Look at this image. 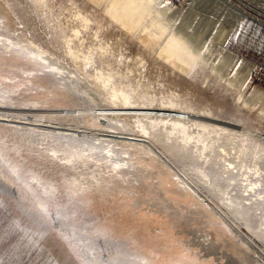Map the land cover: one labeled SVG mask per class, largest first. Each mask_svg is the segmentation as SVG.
<instances>
[{
  "label": "rangeland",
  "instance_id": "rangeland-1",
  "mask_svg": "<svg viewBox=\"0 0 264 264\" xmlns=\"http://www.w3.org/2000/svg\"><path fill=\"white\" fill-rule=\"evenodd\" d=\"M9 1L0 4L15 21L10 38L27 37L81 80L68 83L16 48L0 51V72L12 77L0 75V93L18 88L0 97V106L14 109L0 111V264H264V88L251 80L252 70L264 67V1L228 0V8L224 0L180 6L152 0L149 40L132 36L100 0H43L39 8L35 0ZM235 5L248 15L238 16ZM174 32L190 55L182 46L159 53ZM76 45L88 56L84 74L62 52ZM99 66L116 73L127 93L143 89L142 99L135 96L142 106L164 107L172 99L171 108L216 117L244 137H201L191 121L203 119L189 117L187 141L178 130L148 127L151 135L143 137L151 153L138 140L136 117L96 116L119 108L108 98L110 84L92 81ZM72 146L84 147L81 155L71 158ZM187 178L205 192L184 187L180 180Z\"/></svg>",
  "mask_w": 264,
  "mask_h": 264
},
{
  "label": "bare ground",
  "instance_id": "bare-ground-1",
  "mask_svg": "<svg viewBox=\"0 0 264 264\" xmlns=\"http://www.w3.org/2000/svg\"><path fill=\"white\" fill-rule=\"evenodd\" d=\"M11 1V0H10ZM9 1V2H10ZM13 1V0H12ZM20 1V0H19ZM100 1H103L104 2V8H105V10L106 11H108L110 14H111V16L113 17V18H115L116 19V21H118V23L122 26V27H124V28H126L125 30L126 31H129L130 33H131V35L132 36H136L137 38H139L140 40H149V35H150V33H149V27L152 25V23H155V20H154V16H152V14H151V12L152 11H154V10H152L151 11V8H152V6H151V8H150V5H151V1L152 0H100ZM225 1H227V0H225ZM264 1V0H263ZM4 2V1H3ZM14 2V1H13ZM21 2V1H20ZM24 2V1H23ZM37 5H38V8H39V6L41 5L42 6V4H43V0H35L34 1ZM48 2V1H47ZM17 3V2H16ZM25 3V2H24ZM11 4V3H10ZM51 4V3H50ZM150 4V5H149ZM13 5V4H12ZM248 5V4H247ZM18 6V5H17ZM36 6V5H35ZM250 6V5H249ZM16 7V6H15ZM32 7V6H31ZM34 7V6H33ZM251 7V6H250ZM13 8H14V6H13ZM233 8H234V10L237 12V15L238 16H241V15H248V13H246L245 11H243L240 7H238V6H233ZM253 9H254V7H252ZM34 9V8H33ZM41 9V8H40ZM158 12H162L163 11V9H160V10H157ZM26 12V11H25ZM0 17L2 18H0V51L2 50V48H5V49H12V48H16L17 50H19L20 51V53H21V55H22V57H28L30 60H37V62H38V64H39V66L40 67H38V68H42L43 66L44 67H47L49 70H51L52 72H54V74L56 73V74H58L60 77H62V78H65V76H67L68 77V83H71V82H73V81H78V80H81V77H80V75H79V73H77V71H74V70H72V69H70L66 64H64V62H62V61H60V60H58L57 58H55L54 56H51V55H49L48 53H46L44 50H42V49H40L35 43H33L32 41H30L27 37H21L20 39H17V40H15V41H13L14 39H12V38H10V36L11 35H9V33H8V30H10V31H12L15 27H14V19L13 18H11L10 16H9V14L5 11V8L3 7V5H1L0 4ZM168 19V18H167ZM162 29H164V27L163 26H160ZM5 30H7V31H5ZM77 30V29H76ZM178 32L180 31V30H177ZM77 32H78V30H77ZM180 33V32H179ZM75 34H77L76 32H75ZM73 36H74V34H72ZM173 35H176L175 37L173 36ZM177 36H179V34L177 35L175 32L173 33V34H170L168 37H167V39H166V44H165V46H163V47H161L160 48V50H159V53H163V51L164 52H167L168 51V49L170 48L171 49V47L172 46H174V48L177 46V48L179 47L180 48V46H182V42H181V40H183V38L182 37H180V39L177 37ZM181 36V35H180ZM12 37V36H11ZM135 37V38H136ZM14 38V37H13ZM182 38V39H181ZM55 39V38H54ZM175 39H177V40H175ZM170 40V42L168 43V41ZM186 39L184 38V40L183 41H185ZM22 42H25V43H22ZM67 42V41H66ZM75 42H76V40H75ZM80 42H81V40H80ZM51 43V42H50ZM73 43V42H72ZM82 43V42H81ZM186 43H188V42H186ZM67 44H68V42H67ZM51 45V44H50ZM77 46V45H76ZM106 46V45H105ZM51 47V46H50ZM56 47V46H55ZM98 47V46H97ZM99 48H100V50L101 49H104L105 47H104V45L102 46L101 44L99 45ZM4 49V50H5ZM107 49V48H106ZM54 50V49H53ZM105 50V49H104ZM103 50V51H104ZM108 50V49H107ZM8 51V50H7ZM106 51V50H105ZM182 51H185L188 55H190L191 53H190V51L188 50V49H186L185 48V46H182ZM2 52V51H1ZM62 52L64 53V55H65V59L66 60H68L71 64H74L75 66H77L76 68H78V71L79 72H81V73H83V61H84V59H85V56L86 57H88L87 56V54H86V52H85V54H83V50L80 48V46H77L76 48H74V49H72V47L71 46H67V48L66 49H64V50H62ZM100 52V51H99ZM107 52V51H106ZM54 53H56V55H60L61 53H59L57 50H54ZM101 53H103V52H101ZM112 53V52H111ZM64 55H62V57L64 56ZM102 55V54H101ZM105 55V54H104ZM115 55V54H114ZM80 56H82V57H80ZM113 56V55H112ZM102 57V56H101ZM134 57V59H135V56H133ZM136 57H138V58H140L139 56H137L136 55ZM91 58V57H90ZM100 59V58H99ZM87 60H89V59H87ZM133 59H131L130 60V62L132 61ZM101 61V60H100ZM112 61V60H111ZM135 61H137V60H135ZM134 60L132 61V62H135ZM139 61V60H138ZM137 61V62H138ZM131 62V63H132ZM136 63V62H135ZM127 64V63H126ZM137 64V63H136ZM139 64H140V62H139ZM85 65V64H84ZM135 65V64H134ZM140 65H142V62H141V64ZM72 67V66H71ZM102 67V66H101ZM100 66L98 67V69H96V71L93 73V74H91V78H92V81L93 82H96L97 84H99V86L101 87V88H105L106 86L108 87V85H109V91H107L108 93H107V95H108V98L110 99V100H112L115 104H117L116 106L118 107L119 106V108H118V110H111V111H108V112H105V111H107V110H105L104 112H100V113H96V116L97 117H99V118H101V119H103V122H104V120L105 119H108V118H111L112 117V119H114L113 118V116H115L116 117V115H118V113L120 112L121 114H122V118H125V117H130V116H133V117H136V119H138L137 121H138V124H137V126L139 127V130L141 131L140 133H141V136L142 137H140V138H138V140H141L140 142L141 143H144V144H147V147L149 148L148 150H149V152L151 151V153L153 152H155L154 151V149L152 148V145L151 144H149L148 142H146L145 141V139H144V137H145V135H147L148 134V127H156V126H161L162 128H167V127H169V129H168V131L169 130H178L179 131V133H181V138H182V140L183 141H187V140H190V138H192L193 136V134H191L188 130H190V129H188V121H191L190 120V118L189 117H196V118H202L203 120L202 121H196V120H192L191 121V125L192 126H195L197 129L196 130H198V128H200L199 130H200V133L201 134H198V132H197V134L198 135H200L201 137H206V135H210L211 134V137L213 136V135H215V136H217L218 138H223V139H225L226 141L229 139L230 141L233 139V138H241L240 136H243L244 137V132L242 133V132H240V133H238L237 131V129H236V127H234V125H232L231 123H224V121L222 122L221 120H219V119H216V117L215 118H212V117H209L208 115H201L200 113L199 114H190L189 112H187V111H183V110H178V109H173V108H171L172 106H173V103L171 102V100L172 99H170V105H168V103L166 104V105H168L169 107H167L166 105H165V103H164V105L166 106H164V107H150V106H142L141 105V102H137L136 100H135V96H137V98H139V99H142L143 98V96H144V91H142V90H139V91H137L138 90V88L136 89V90H131L132 91V93L131 94H129V93H127L126 92V90H125V87L127 86L126 84H124V83H119V82H117L114 78H115V74L116 73H114V74H112V73H110V71L109 72H104V71H106V70H104L103 68H101ZM20 68H23V67H20ZM133 68V67H132ZM136 68V67H135ZM135 68H133V70L135 69ZM137 68H139V66H137ZM109 69V68H108ZM3 70H5V71H11L10 69H8V68H5V67H3ZM104 70V71H103ZM124 70H125V68H124ZM131 70V66H129L128 67V69H127V72H131L130 71ZM21 71V70H20ZM22 71H23V73L24 72H26L24 69H22ZM116 71V70H115ZM14 72V71H13ZM113 72V71H112ZM120 72V71H119ZM125 72V71H124ZM141 72V71H140ZM118 73V72H117ZM4 75L6 78H7V80L9 79V80H11V76L9 75V74H7V72H0V75ZM84 74V73H83ZM129 74L128 73H124V76L125 77H127ZM131 75V74H130ZM14 76V75H13ZM20 76V75H19ZM89 76V75H88ZM21 77V76H20ZM5 78V79H6ZM118 78V77H117ZM130 78V77H129ZM145 79V78H144ZM150 79V78H149ZM13 80H14V78H13ZM135 80V79H134ZM141 80V79H140ZM127 81V80H126ZM143 81V80H142ZM150 81V80H149ZM148 81V82H149ZM4 82V81H3ZM3 82H1L0 81V84L1 85H3L4 83ZM123 82V81H122ZM125 82V81H124ZM138 82V81H137ZM147 82V81H146ZM145 82V83H146ZM153 82V81H152ZM13 83V82H12ZM140 83V82H139ZM143 83V82H142ZM141 83V84H142ZM75 84V83H74ZM141 84H139V85H141ZM144 84V83H143ZM148 84V83H147ZM0 85V86H1ZM67 85V84H66ZM65 85V86H66ZM71 85V84H70ZM150 85V84H149ZM135 86H137V85H135ZM147 86L148 85H146L145 87L147 88ZM67 87V86H66ZM69 87V86H68ZM72 87V86H71ZM71 87H69V88H71ZM148 87H151V86H148ZM28 88V87H27ZM73 88V87H72ZM85 88V87H84ZM128 88H130L129 86H128ZM134 88V87H133ZM139 88H141V87H139ZM142 88H143V85H142ZM29 89V88H28ZM83 89V88H82ZM1 93H0V97L2 98V97H4V95H9V94H12L11 92H15L16 90H18V88H15L14 86H13V84H12V86L10 85L8 88H2L1 87ZM27 90V89H26ZM93 90V89H92ZM129 91H130V89H128ZM150 92V91H149ZM149 92H146V94H148ZM159 92V91H158ZM155 93H156V90H155ZM150 94V93H149ZM157 94V93H156ZM151 95V94H150ZM155 95V94H154ZM173 94H171V96H172ZM170 96V95H169ZM12 97V96H11ZM146 97V96H145ZM153 97V96H152ZM5 98V97H4ZM155 98V97H154ZM161 98V97H160ZM172 98H174V97H172ZM145 99V98H144ZM143 99V100H144ZM149 99V98H148ZM166 99H168V98H166ZM165 99V100H166ZM2 100V99H1ZM5 100V99H4ZM142 100V101H143ZM160 100V99H159ZM151 101H153V99L151 100ZM163 101V100H162ZM168 101V100H167ZM1 103H3V100L1 101ZM5 103V102H4ZM10 103V102H9ZM152 103V102H151ZM158 104H160V103H158ZM163 104V103H162ZM176 104V103H175ZM183 105V103H181V106ZM109 106V105H108ZM175 106V105H174ZM186 106V105H185ZM116 107V108H117ZM182 108V107H181ZM186 108V107H185ZM187 108H188V106H187ZM3 109H5L6 110V113H9V115L10 114H12V113H10L11 112V110L13 111L14 109H13V107H8V106H5V107H2V106H0V111L1 110H3ZM184 109V108H183ZM100 110V109H99ZM10 111V112H9ZM119 111V112H118ZM97 112V111H96ZM260 113H262V112H260ZM5 114V113H4ZM142 117L143 118H145V120L144 121H142ZM117 118V117H116ZM120 119V118H119ZM132 119V118H131ZM194 119V118H193ZM123 120V119H122ZM205 120H209V122H206ZM121 121V120H120ZM119 121V122H120ZM118 122V121H117ZM123 122V121H122ZM214 122V123H213ZM218 122V123H217ZM121 123V122H120ZM220 123V124H219ZM219 124V125H218ZM221 124H227V126H229V127H225V126H222ZM125 125H126V123H125ZM135 125V124H134ZM127 126V125H126ZM129 126V125H128ZM123 128V127H122ZM125 128V127H124ZM188 129V130H187ZM27 130H29V129H27ZM32 130V129H31ZM37 130V129H36ZM152 130V129H151ZM163 130V129H162ZM33 131V130H32ZM39 131V130H38ZM177 131V132H178ZM195 131V130H194ZM127 132V131H126ZM149 132H150V130H149ZM152 132V131H151ZM154 132V131H153ZM152 132V133H153ZM171 132V131H170ZM196 132V131H195ZM34 134V133H33ZM168 134V133H167ZM195 134V133H194ZM148 135H151L150 133L148 134ZM147 135V136H148ZM156 135H157V133H156ZM196 135V134H195ZM194 135V136H195ZM197 135V136H198ZM144 136V137H143ZM84 137V136H83ZM155 137V136H154ZM242 137V138H243ZM247 137V136H246ZM143 138V139H142ZM168 138H169V136H168ZM200 138V137H199ZM199 138H198V140H199ZM213 138V137H212ZM205 139V138H204ZM211 139V138H210ZM214 139V138H213ZM248 139H249V137H248ZM165 140V139H164ZM193 140H195V138H193ZM197 140V141H198ZM219 140V139H218ZM241 140V139H240ZM83 141V140H82ZM156 141H157V139H156ZM224 141V140H223ZM235 141V140H234ZM248 141V140H247ZM196 142V141H195ZM204 142V141H203ZM215 142H216V140H215ZM218 142V141H217ZM191 143V142H190ZM214 143V142H213ZM237 143V142H236ZM235 143V144H236ZM239 143V142H238ZM241 144H242V142H240ZM251 143H253V141L251 142ZM85 144V143H84ZM193 144V143H192ZM196 144V143H195ZM194 144V145H195ZM203 144V143H202ZM208 144V143H207ZM212 144V143H211ZM215 144H217V143H215ZM234 144V143H233ZM255 144H256V142H255ZM89 145V144H88ZM166 145V144H165ZM182 145V144H181ZM188 145H189V143H188ZM197 145H199V144H197ZM224 145L225 144H223V147H224ZM232 145V144H231ZM238 145H240V144H238ZM237 145V146H238ZM252 145V144H251ZM262 145V144H261ZM261 145H259V146H261ZM67 146V145H66ZM70 146V145H69ZM68 146V147H69ZM209 146V145H208ZM213 146V145H212ZM218 146V145H217ZM243 146V145H242ZM248 146V145H247ZM246 146V147H247ZM255 146V145H254ZM87 147V146H86ZM202 147V146H201ZM223 147H221V148H223ZM233 147V146H232ZM235 147V146H234ZM233 147V148H234ZM246 147H245V149H246ZM58 148V147H57ZM63 148V147H62ZM75 147H73L72 146V149H73V151L71 152V158H72V156H74L75 157V154H78V151L76 150V149H78L77 147H76V149H74ZM92 148V147H91ZM203 148H206V146H205V144H204V146H203ZM221 148L219 149V150H221ZM226 148V147H225ZM241 147H239V149H240ZM250 148V147H249ZM259 148H261V147H259ZM47 149V148H46ZM60 149V147L57 149V150H53V151H57L58 152V150ZM68 149V148H67ZM82 148H80V150H81ZM196 149V148H195ZM199 149V148H198ZM211 149V148H210ZM235 149V148H234ZM233 149V150H234ZM236 149L238 150V151H243V148L241 149V150H239L238 149V147H236ZM235 149V150H236ZM244 149V150H245ZM51 150V151H52ZM83 150H84V147H83ZM82 150V151H83ZM203 150V149H202ZM257 150V149H256ZM60 151H62V150H60ZM66 151V150H65ZM69 151V150H68ZM82 151H79V152H81L82 153ZM229 151V150H228ZM232 151V150H231ZM252 151V150H251ZM254 151H255V149H254ZM57 152H54L53 154H55V153H57ZM184 152V151H183ZM200 152H201V150H200ZM234 152V151H233ZM243 152H245V151H243ZM242 152V153H243ZM58 153H61V152H58ZM65 153V152H64ZM67 153H69V152H67ZM81 153H79L80 155H81ZM206 153V152H205ZM209 153H210V151H209ZM212 153V152H211ZM220 153V152H219ZM240 154H241V152H239ZM253 153V152H252ZM52 154V153H51ZM78 154V155H79ZM223 154H225V153H223ZM236 154V153H235ZM238 154V153H237ZM78 155H76V156H78ZM180 155V154H179ZM202 155V154H201ZM210 155V154H209ZM209 155H207V156H209ZM57 156V155H56ZM68 156H69V154H68ZM67 156V157H68ZM200 156V155H199ZM207 156H205V157H207ZM221 156V155H220ZM219 156V157H220ZM227 156V155H226ZM225 156V157H226ZM229 156V155H228ZM227 156V157H228ZM243 156V155H242ZM246 156V155H245ZM204 157V158H205ZM216 157V156H215ZM238 157H239V155H238ZM60 158V157H59ZM58 158V159H59ZM69 158V157H68ZM76 158V157H75ZM202 158V157H201ZM209 158V157H208ZM258 158V157H257ZM70 159V158H69ZM68 159V160H69ZM239 159H241L240 157H239ZM248 159V158H247ZM62 160H64V158L62 159ZM67 160V161H68ZM79 161H80V159H78ZM126 160V159H125ZM159 160H164L163 158H159ZM207 159L205 158V161H206ZM216 160V159H215ZM56 161V160H55ZM218 161H220V160H218ZM218 161H216V162H218ZM72 162V161H71ZM203 162V161H202ZM56 163V162H55ZM66 163H68V162H66ZM163 163V162H162ZM234 163H235V161H234ZM240 163V162H239ZM244 163V162H243ZM218 164V163H217ZM221 164V163H220ZM225 164V163H224ZM127 165V164H126ZM215 165V164H214ZM222 165V164H221ZM236 165H237V163H236ZM241 165V164H240ZM239 165V166H240ZM255 165V164H254ZM238 166V165H237ZM242 166V165H241ZM256 166V165H255ZM255 166H253V167H255ZM218 167V166H217ZM227 167V166H226ZM194 168V167H193ZM237 168V167H236ZM61 169V168H60ZM240 169V168H239ZM200 170H201V168H200ZM204 170V169H203ZM203 170H201L200 172L203 174L202 176H208V172H206V171H203ZM224 170V169H223ZM226 170H227V168H226ZM232 170H233V168H232ZM242 170V169H241ZM198 171V170H197ZM239 172V171H238ZM254 172L255 173H258V168L257 169H255L254 170ZM222 173H223V171H222ZM229 173H230V171H229ZM260 173V172H259ZM220 174V173H219ZM225 174V173H224ZM237 174V173H236ZM232 175V174H231ZM180 176H182V175H180ZM221 176V175H220ZM240 176V175H239ZM188 177V176H187ZM178 178H180V177H178ZM221 178V177H220ZM225 178H226V176H225ZM74 179L75 178H73V179H71L72 180V182L74 181ZM231 179V178H230ZM75 180H77V179H75ZM180 180V179H179ZM229 180V179H228ZM213 181H214V179H213ZM243 181V180H242ZM71 182V181H70ZM75 182V181H74ZM180 182L183 184V186L184 187H187V188H189L192 192H194V193H196V194H202V193H204L205 191L204 190H202V189H204V186H203V184H201V182H196L194 179H191V178H187V179H181L180 180ZM252 182V181H251ZM211 183V182H210ZM216 183L217 182H215V184L214 185H216ZM241 183V182H240ZM246 183V182H245ZM248 183V182H247ZM253 183V182H252ZM251 183V184H252ZM248 185H250V184H248ZM254 185V184H253ZM252 185V186H253ZM228 186V185H227ZM246 186V185H245ZM244 186V187H245ZM251 186V187H252ZM217 187H219V185H217ZM250 186H249V188H250V190L252 189ZM206 188V187H205ZM241 188V187H240ZM219 189H220V187H219ZM246 189V188H245ZM244 189V190H245ZM220 190H222V189H220ZM220 190H218V192L220 191ZM241 190V189H240ZM246 190H248V189H246ZM225 191V190H224ZM229 191V190H228ZM261 191V190H260ZM244 192V191H243ZM257 193H259V191H257ZM224 194V193H223ZM222 195V194H221ZM227 197V196H226ZM249 197H250V195H249ZM221 198V197H220ZM225 198V197H224ZM228 198V197H227ZM251 198V197H250ZM232 199V198H231ZM223 200H225V199H223ZM222 200V201H223ZM237 199H235V201H236ZM227 201V200H226ZM219 202V201H218ZM237 202H238V200H237ZM43 203V202H42ZM41 202H40V207L39 208H41L44 204H42ZM236 203V202H235ZM39 204V203H38ZM223 204H225V203H223ZM228 205H230V204H234V202L232 201V200H230V201H228V203H227ZM227 204H225L227 207H229V208H231V206H228ZM240 204V203H239ZM206 205H208V207L211 209V210H213L214 212H215V214L217 213V214H219L220 215V217L222 216V214L223 213H220L221 211L219 210V207H217L216 205H215V203H213V202H211V201H209V200H207V204ZM218 205H220V204H218ZM224 205V206H225ZM238 205V204H237ZM233 206H235L236 207V204L235 205H233ZM242 208V207H241ZM232 209V208H231ZM235 209V208H234ZM233 209V210H234ZM249 209V208H248ZM227 210H230V209H227ZM232 210V211H233ZM237 210V209H236ZM235 210V211H236ZM28 211V210H27ZM238 211H240L239 209H238ZM237 211V212H238ZM244 211V210H243ZM229 213H231L230 211H229ZM235 213V212H234ZM238 214H240V213H238ZM243 214H245V213H243ZM247 214V213H246ZM234 215V214H233ZM218 216V215H217ZM229 217V216H228ZM236 218V217H235ZM241 218H243V217H241ZM225 219V218H224ZM237 219V218H236ZM245 219V218H244ZM248 220V219H247ZM227 221V220H226ZM240 221V220H239ZM238 222V221H237ZM247 222V221H246ZM234 223V222H233ZM241 224H242V222H241ZM244 224V223H243ZM242 224V225H243ZM247 224H249V223H246L245 225L247 226V227H249L250 226V224L249 225H247ZM244 225V226H245ZM248 229V231H249V228H247ZM246 230V229H245ZM252 230V229H251ZM247 231V230H246ZM250 232V231H249ZM253 232V231H252ZM255 234V233H254ZM251 235H252V233H251Z\"/></svg>",
  "mask_w": 264,
  "mask_h": 264
},
{
  "label": "built area",
  "instance_id": "built-area-1",
  "mask_svg": "<svg viewBox=\"0 0 264 264\" xmlns=\"http://www.w3.org/2000/svg\"><path fill=\"white\" fill-rule=\"evenodd\" d=\"M174 6H180L187 3V0H167ZM253 2V0H252ZM251 80L253 83L260 85L264 88V67H256L251 72Z\"/></svg>",
  "mask_w": 264,
  "mask_h": 264
},
{
  "label": "crops",
  "instance_id": "crops-1",
  "mask_svg": "<svg viewBox=\"0 0 264 264\" xmlns=\"http://www.w3.org/2000/svg\"><path fill=\"white\" fill-rule=\"evenodd\" d=\"M229 1L227 0V1H223V3L229 8L230 6L232 7V5L230 4V3H228ZM257 66H259V65H257ZM260 66H263V65H260Z\"/></svg>",
  "mask_w": 264,
  "mask_h": 264
}]
</instances>
